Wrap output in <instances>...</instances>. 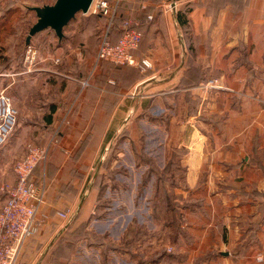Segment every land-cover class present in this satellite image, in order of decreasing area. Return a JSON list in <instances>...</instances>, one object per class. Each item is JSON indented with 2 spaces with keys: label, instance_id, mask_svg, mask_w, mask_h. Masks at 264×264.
I'll return each instance as SVG.
<instances>
[{
  "label": "crops",
  "instance_id": "0c3cea01",
  "mask_svg": "<svg viewBox=\"0 0 264 264\" xmlns=\"http://www.w3.org/2000/svg\"><path fill=\"white\" fill-rule=\"evenodd\" d=\"M176 3L174 10L157 4L155 19L139 27L142 40L135 53L150 59V68H115L107 61L95 67L96 52L89 73L76 78L49 67L53 56H60L62 62L65 52H70L67 57L75 53L79 62L87 59L83 52L60 44L53 54L39 52L42 67L37 70L22 66L0 73V90L11 85L10 94L21 114L17 133L0 148V186L16 182L15 159L25 155V144L32 137L49 147L47 164L36 166L31 176L36 183H46L47 195L38 213V231L25 244L21 263L84 264L81 243L87 239L88 244L89 237L75 243L68 236L83 225L91 236L93 214L87 211L98 194L93 185L85 194L74 195V202L81 200L77 214L60 206L69 203L63 193L67 184L61 179L75 171L70 156L76 151L68 142L86 139L88 155H100L112 149L115 138L131 136L129 123L150 118L161 122L164 136L180 154L176 164L183 174V189L177 196L178 222L167 224L171 233L177 231L175 236L170 233L173 247L159 252L152 230L150 254L133 252L137 262L259 264L256 256L264 253V0ZM180 11L187 22L179 20ZM120 35L113 30L112 41ZM127 70L136 74L130 88L135 96H126L121 84ZM96 74L99 81L93 82ZM50 75L77 83L60 92V99H48L46 85L45 96L35 101L37 96L29 93L27 83L45 82ZM212 78L215 86L201 87ZM86 79L90 83L84 87ZM77 84L88 87L83 100L77 98ZM4 201L1 192L0 206ZM57 211L66 212L67 221L62 222ZM109 248L118 251L116 243Z\"/></svg>",
  "mask_w": 264,
  "mask_h": 264
},
{
  "label": "rangeland",
  "instance_id": "374dc122",
  "mask_svg": "<svg viewBox=\"0 0 264 264\" xmlns=\"http://www.w3.org/2000/svg\"><path fill=\"white\" fill-rule=\"evenodd\" d=\"M55 1L0 0V73L8 69L19 70L22 66L28 68L25 63L28 48L26 37L31 26L37 21L36 12L28 7L53 4ZM173 2L176 0H121L118 4L120 21L123 20L124 24L126 21L130 22L129 27L139 30L142 24L147 25L155 19L157 4L164 3L170 8L169 4ZM188 8L187 6L184 7L185 10ZM107 25L108 21L101 15L92 14L90 11L87 14L78 13L64 28L65 37L61 41L52 29H46L32 38L31 46L42 56L44 55L43 52L47 51L53 54V51L60 44L69 48V51L83 52V58L84 54L87 57L84 62H79L75 53L67 57L70 52H65V57L60 64H56L52 58L49 61L51 69L60 68L66 74L83 78L93 66L94 56L99 46V37ZM119 28L114 30L121 34ZM38 57L40 58V55ZM108 65L115 68L120 66L135 67L115 63H108ZM41 67L42 62H37L31 68L34 71ZM135 77L136 74L133 70H127L122 75L121 84L124 85L123 89L126 88L128 93L126 96H135V92L130 91L132 88L131 81ZM212 79L206 80L203 84ZM98 81L96 74L93 82ZM72 82L77 83L66 77L56 79L50 75L45 82L44 80L42 82L40 80L31 81L27 83V87L30 94L37 96L35 101L39 100V96H45L43 90L46 85L47 98L60 99V92L63 94L66 89L70 88ZM10 86V84L5 85L1 90L8 88L10 93ZM87 88H80L77 84V98L83 100L87 97ZM20 117L21 114L18 111L16 126L7 142L17 133ZM155 117L158 116L155 115ZM152 121L148 118L147 123L144 121L129 123L127 127L131 129V136L115 138L111 145L112 149H108L100 155H88L90 146L86 139L68 142V145L75 147H72V151H76L74 155L70 156L73 160L71 167H74L75 171L67 173L69 178L61 179L62 183L67 184L63 193L67 194L65 199L69 203L60 204V206H64L69 214H77L81 200L79 203L74 202V195L85 194L87 190L94 188L93 185L96 186L94 192L98 194L93 206L87 211L93 214L91 227L93 234L90 231L91 236L86 234L87 228L83 225L73 235L68 236V239H72L73 242H80V240L89 237L88 244H86L87 239L81 243V247H84V264H139L137 258L133 256V252L136 251L144 257L150 254L149 243L151 242L152 230L153 241L157 242L159 252H163L168 245L173 247L170 244V240H172L170 236H173L177 231L171 233L167 229V224L170 220L172 222L174 220L171 207L176 208L179 205L177 196L182 195L180 191L183 189L181 187L183 174L176 167L171 171L168 168L169 164L177 165L176 162L178 158L180 159V154L178 155L173 151L174 147L169 144L168 139L164 136L161 122L159 120ZM32 125L36 124H23L26 127ZM20 129L19 131H21ZM136 130L138 131L137 134H135ZM28 143L39 145L33 137L25 144V149H27ZM177 155L178 158H176ZM59 157H63V152L58 155ZM19 158L21 157H16L15 163ZM88 163L94 165L91 170L84 167ZM76 164L79 166L76 167ZM63 166L64 163L61 164V167ZM61 174L60 172L57 175L60 177ZM170 194L174 196V199L170 197ZM170 198L173 199L172 203ZM67 206L69 207L67 208ZM56 214L60 216L59 211ZM178 214H176V220L179 217ZM62 220V222L67 221L64 218ZM112 220L114 222H110ZM92 242L96 244L91 245ZM111 243H116L117 252L110 250ZM66 249L64 251H67ZM69 249H72L71 246ZM125 249L127 251H124ZM87 255L89 257H86Z\"/></svg>",
  "mask_w": 264,
  "mask_h": 264
},
{
  "label": "built area",
  "instance_id": "2783aa9c",
  "mask_svg": "<svg viewBox=\"0 0 264 264\" xmlns=\"http://www.w3.org/2000/svg\"><path fill=\"white\" fill-rule=\"evenodd\" d=\"M120 1L94 0L90 8L92 14L101 15L108 21L100 37L95 67L107 61L118 65L150 68L151 60L139 58L135 53L140 46L142 34L139 30L129 27L130 22L126 21L124 31L116 42L111 39ZM169 6L174 10L177 8V3H170ZM38 55L34 47L28 46L25 58L27 69L37 62H42ZM52 60L59 64L62 58L53 56ZM82 83L86 87L90 81L86 79ZM215 83L212 79L203 86L212 87ZM7 89L0 91V148L7 142L14 130L18 114L13 98ZM48 157V146L28 143L25 155L14 164L16 182L14 184L4 183L0 186V191L5 195V201L0 206V264H23L21 256L24 246L38 231V213L46 202L47 186L45 182L36 183L31 176L36 166L41 163L45 164ZM59 215L63 218L68 216L66 212H60ZM256 260L259 264H264V253L258 254Z\"/></svg>",
  "mask_w": 264,
  "mask_h": 264
},
{
  "label": "water",
  "instance_id": "95a60500",
  "mask_svg": "<svg viewBox=\"0 0 264 264\" xmlns=\"http://www.w3.org/2000/svg\"><path fill=\"white\" fill-rule=\"evenodd\" d=\"M94 0H56L53 4L29 7L36 12L37 21L31 26L26 37V45L30 46L32 38L39 32L52 29L59 40L65 36L64 28L78 14H87Z\"/></svg>",
  "mask_w": 264,
  "mask_h": 264
},
{
  "label": "trees",
  "instance_id": "16d2710c",
  "mask_svg": "<svg viewBox=\"0 0 264 264\" xmlns=\"http://www.w3.org/2000/svg\"><path fill=\"white\" fill-rule=\"evenodd\" d=\"M29 8V7H28ZM119 14H120V7H118V11H117V15H116V19H115V22H114V27H113V30L114 29H117L118 27H120L119 29H121V34H122V32H123V29H124V21L122 20V21H120V16H119ZM178 18H179V20L180 21H182V22H187V17H186V15L183 13V12H179L178 13ZM119 22V23H118ZM100 37H101V35H100ZM99 37V38H100ZM123 137H126V136H123ZM39 165V164H38ZM37 165V166H38ZM174 167V168H173ZM175 167H176V169H178L179 167L176 165H173V164H169V168H168V170L169 171H171V170H174L175 169ZM36 169V168H35ZM168 172V171H167ZM64 191H65V189H64ZM170 197H174L172 194H170ZM158 199V198H157ZM174 199V198H173ZM172 199V200H173ZM170 200H171V198H170ZM172 200H171V203H172ZM171 211H172V213L174 214L173 216H174V220H173V223H177L178 222V220H176L175 219V217L177 216L176 214V212H177V207L176 208H174L173 206L171 207ZM87 234V233H86Z\"/></svg>",
  "mask_w": 264,
  "mask_h": 264
}]
</instances>
